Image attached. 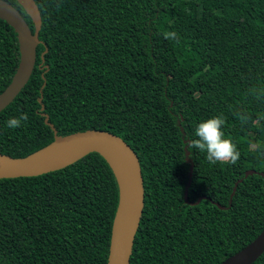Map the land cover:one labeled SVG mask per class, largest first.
<instances>
[{
    "label": "trees",
    "instance_id": "16d2710c",
    "mask_svg": "<svg viewBox=\"0 0 264 264\" xmlns=\"http://www.w3.org/2000/svg\"><path fill=\"white\" fill-rule=\"evenodd\" d=\"M4 1L32 32L22 7ZM32 1L39 43L0 111V153L23 157L54 135L96 129L126 142L143 186L128 264H219L250 242L264 227V97L251 92L264 89V0ZM18 62L16 32L0 18V92ZM22 114V127H7ZM216 116L236 164L188 147ZM118 197L96 152L0 178V264H105Z\"/></svg>",
    "mask_w": 264,
    "mask_h": 264
},
{
    "label": "water",
    "instance_id": "95a60500",
    "mask_svg": "<svg viewBox=\"0 0 264 264\" xmlns=\"http://www.w3.org/2000/svg\"><path fill=\"white\" fill-rule=\"evenodd\" d=\"M30 18V32L20 13L0 0V18L6 20L17 35L19 62L16 70L0 92V111L4 109L27 82L35 60L40 17L32 0H15ZM47 117L45 116L44 122ZM90 152L100 154L111 168L118 185L119 197L112 220L105 264H128L142 207L143 186L140 165L135 152L119 136L104 130H86L55 136L48 145L23 157L0 153V178L35 176L63 168ZM111 153L120 162L119 173L104 156ZM251 171H247L246 174ZM201 197L197 198V203ZM193 203V204H194ZM264 251V227L241 249L219 264H251Z\"/></svg>",
    "mask_w": 264,
    "mask_h": 264
},
{
    "label": "clouds",
    "instance_id": "9594fccd",
    "mask_svg": "<svg viewBox=\"0 0 264 264\" xmlns=\"http://www.w3.org/2000/svg\"><path fill=\"white\" fill-rule=\"evenodd\" d=\"M166 39H175L177 34L169 32L165 34ZM252 93H258L257 98L264 97V89H252ZM242 123H246L250 117L246 114H238ZM27 114H22L18 118H11L7 123V127L16 129L23 126V122L27 121ZM225 124L223 116H216L202 121L198 124L195 130L197 139H192L188 143V147L196 149L201 152H206L207 160L215 164L231 163L236 164L240 158L241 153L237 149V145L230 139L225 138L222 126Z\"/></svg>",
    "mask_w": 264,
    "mask_h": 264
},
{
    "label": "bare ground",
    "instance_id": "6f19581e",
    "mask_svg": "<svg viewBox=\"0 0 264 264\" xmlns=\"http://www.w3.org/2000/svg\"><path fill=\"white\" fill-rule=\"evenodd\" d=\"M103 154L106 157V159L110 162V164L119 173L120 167H121L119 160L114 155H112L111 153L104 152Z\"/></svg>",
    "mask_w": 264,
    "mask_h": 264
}]
</instances>
